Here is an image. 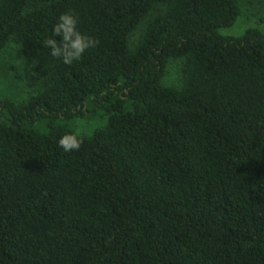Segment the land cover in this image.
<instances>
[{
	"label": "trees",
	"instance_id": "16d2710c",
	"mask_svg": "<svg viewBox=\"0 0 264 264\" xmlns=\"http://www.w3.org/2000/svg\"><path fill=\"white\" fill-rule=\"evenodd\" d=\"M240 1L0 0V57L43 74L0 96V264H264V30L220 31ZM66 12L97 41L71 65L45 46Z\"/></svg>",
	"mask_w": 264,
	"mask_h": 264
},
{
	"label": "rangeland",
	"instance_id": "374dc122",
	"mask_svg": "<svg viewBox=\"0 0 264 264\" xmlns=\"http://www.w3.org/2000/svg\"><path fill=\"white\" fill-rule=\"evenodd\" d=\"M240 4L242 14L237 23L220 31L227 35H240L248 27L264 30V0H241ZM138 37L139 33H134L133 42ZM42 79L43 74L35 64L20 55L16 46L10 45L3 51L0 57V96L25 100L37 91ZM167 80L176 85L180 82L179 62H171Z\"/></svg>",
	"mask_w": 264,
	"mask_h": 264
},
{
	"label": "clouds",
	"instance_id": "9594fccd",
	"mask_svg": "<svg viewBox=\"0 0 264 264\" xmlns=\"http://www.w3.org/2000/svg\"><path fill=\"white\" fill-rule=\"evenodd\" d=\"M78 17L72 12H66L58 17L51 38L45 41V46L51 50L53 57L61 58L65 64L71 65L79 61L86 50L97 43L93 38L81 33L78 29ZM82 141L59 140L65 152L79 150Z\"/></svg>",
	"mask_w": 264,
	"mask_h": 264
}]
</instances>
